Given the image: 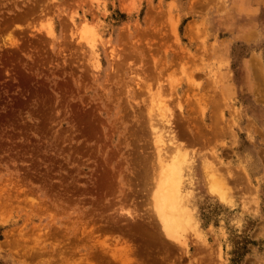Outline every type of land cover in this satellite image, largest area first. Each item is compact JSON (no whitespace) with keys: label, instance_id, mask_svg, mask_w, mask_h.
<instances>
[{"label":"rangeland","instance_id":"1","mask_svg":"<svg viewBox=\"0 0 264 264\" xmlns=\"http://www.w3.org/2000/svg\"><path fill=\"white\" fill-rule=\"evenodd\" d=\"M0 264H264V0H0Z\"/></svg>","mask_w":264,"mask_h":264},{"label":"bare ground","instance_id":"2","mask_svg":"<svg viewBox=\"0 0 264 264\" xmlns=\"http://www.w3.org/2000/svg\"><path fill=\"white\" fill-rule=\"evenodd\" d=\"M218 100H220V99H218ZM217 103L219 104V102H217ZM217 103H216V105H217ZM214 121H218V120L216 119ZM222 132H225V131L223 130ZM160 155H159V157H160ZM174 168L175 167H173V169H171V170H177ZM173 175H175V177ZM177 175H178V173L176 171H172L171 174H169V177L167 176L168 178H167L166 182H168L167 184L169 186V191L167 192V194L166 193L164 194L165 191L162 192V194H160V199H159V206L161 208V211L163 212L165 220L169 221V223L172 221V223H170V224H168V222H167V226L169 225L172 230H173V228H179L181 226L180 220L177 217V215L170 214V213L166 212L167 205H169L170 207L172 206L175 195L178 194V196H179V193H178L179 192V188H178L179 183L177 181L179 179L176 178ZM180 180H181V178H180ZM211 180H212L211 189L214 190L215 192H218V195L220 196V198H222L223 200H226L228 198V196H227L228 189H226V186H225L226 185V178L224 176L214 175V176H212Z\"/></svg>","mask_w":264,"mask_h":264}]
</instances>
